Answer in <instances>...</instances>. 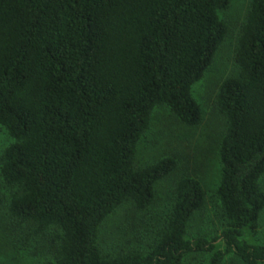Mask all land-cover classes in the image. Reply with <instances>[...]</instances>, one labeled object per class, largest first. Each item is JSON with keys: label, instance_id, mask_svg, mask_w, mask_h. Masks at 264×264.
<instances>
[{"label": "trees", "instance_id": "1", "mask_svg": "<svg viewBox=\"0 0 264 264\" xmlns=\"http://www.w3.org/2000/svg\"><path fill=\"white\" fill-rule=\"evenodd\" d=\"M231 0H0L1 159L17 187L10 212L53 231L42 264H206L229 255L264 264L251 243L264 211V0H252L234 47L236 70L218 89L225 121L217 196L219 234L189 236L207 193L196 176L175 181L171 210L146 247L106 250L101 228L122 205L149 211L174 156L136 166L152 114L165 106L189 127L204 107L194 95L228 41Z\"/></svg>", "mask_w": 264, "mask_h": 264}, {"label": "rangeland", "instance_id": "2", "mask_svg": "<svg viewBox=\"0 0 264 264\" xmlns=\"http://www.w3.org/2000/svg\"><path fill=\"white\" fill-rule=\"evenodd\" d=\"M252 0H231L224 19L228 23V41L221 47L214 64L202 81L194 87V95L204 107L203 122L189 127L165 106L152 114L149 128L142 135L138 146L136 166H145L166 156L178 161L175 171L157 184L159 194L156 204L148 211L138 210L133 203L122 205L104 222L100 231V246L103 249H121L129 245L146 247L156 236L175 195V181L182 175L198 177L206 190L204 207L193 217L189 236L217 235L226 226L227 219L217 196L221 163L219 143L224 135L225 121L217 106V93L222 81L235 71L234 47ZM10 137L0 129L1 159ZM264 189V176L262 178ZM17 187L9 185L0 172V264H42L50 257L55 243L53 231L42 230L14 217L10 204ZM245 237L251 243L264 245V211L258 231L247 230ZM209 255L193 254L184 264H206ZM223 264H245L237 256L229 255Z\"/></svg>", "mask_w": 264, "mask_h": 264}]
</instances>
